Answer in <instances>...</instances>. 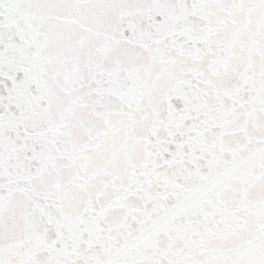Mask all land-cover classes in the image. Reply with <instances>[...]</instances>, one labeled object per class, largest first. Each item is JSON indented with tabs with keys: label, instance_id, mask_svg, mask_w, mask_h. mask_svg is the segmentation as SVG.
Instances as JSON below:
<instances>
[{
	"label": "snow or ice",
	"instance_id": "6c2138e0",
	"mask_svg": "<svg viewBox=\"0 0 264 264\" xmlns=\"http://www.w3.org/2000/svg\"><path fill=\"white\" fill-rule=\"evenodd\" d=\"M0 264H264V0H0Z\"/></svg>",
	"mask_w": 264,
	"mask_h": 264
}]
</instances>
